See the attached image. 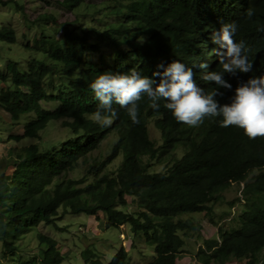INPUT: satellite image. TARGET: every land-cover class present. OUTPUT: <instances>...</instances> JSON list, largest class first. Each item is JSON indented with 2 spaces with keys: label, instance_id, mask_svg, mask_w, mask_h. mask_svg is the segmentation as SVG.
<instances>
[{
  "label": "trees",
  "instance_id": "1",
  "mask_svg": "<svg viewBox=\"0 0 264 264\" xmlns=\"http://www.w3.org/2000/svg\"><path fill=\"white\" fill-rule=\"evenodd\" d=\"M12 1L0 0V4ZM56 3L71 12L83 7L91 22L68 24L61 37L43 32L34 36L33 44L23 47L41 52L42 58H30L24 70L9 59L0 69V110L11 120L33 114L22 133L9 139L39 138L50 122L59 120H64L70 134L57 151H43L31 144L12 152L13 171L0 184L1 255L10 259L2 264H61L58 243L43 234L37 236L46 245L41 254L26 261L14 256L19 249V229L26 234L40 223L55 224L61 218L60 209L92 216L106 229L126 226L132 240L141 237L152 248L149 264H184L180 260L190 252L191 234L204 230L196 251L200 260L188 264H227L242 259L247 264H264L260 257L264 250V138L250 140L241 128L220 127L222 116L205 118L197 127L178 123L164 107V100L154 110L146 95L138 102L139 124H133L126 109L113 103L117 115L110 125L102 126L93 115L99 101L90 87L105 72L126 74L132 69L158 84L160 78L153 73L164 70L158 66L166 68L180 61L192 68L198 87L206 92L218 89L223 96L215 99L221 105L230 104L240 83L264 75V0ZM17 7L24 10L19 4ZM249 8L254 11L250 20L245 16ZM33 22L57 23V17L42 13ZM233 22L238 26L234 40L245 42V54L254 69L236 77L225 73L224 79L232 85L228 90L204 82L205 70L198 65L208 64V72L222 71L213 53L218 45L212 36L222 23ZM0 41L14 44L15 29L1 27ZM42 102L58 106L45 109ZM151 124L160 132L158 142L150 135ZM111 137L115 141L109 153L89 162ZM81 164L86 166L82 178H62ZM154 164H163V169L153 168ZM232 183L243 184L245 206L238 216L239 226L223 229L214 220V204ZM202 216L205 223L199 219ZM214 232L215 238L211 237ZM81 257L84 264H130L125 246L107 263L89 247Z\"/></svg>",
  "mask_w": 264,
  "mask_h": 264
},
{
  "label": "rangeland",
  "instance_id": "2",
  "mask_svg": "<svg viewBox=\"0 0 264 264\" xmlns=\"http://www.w3.org/2000/svg\"><path fill=\"white\" fill-rule=\"evenodd\" d=\"M14 0L6 5L0 4V28L3 26H11L16 31V42L7 44L0 41V69H3L7 60L17 63L21 70L27 68L29 60L32 57L42 58L44 54L26 50L23 46L25 43L33 44V37L43 33L52 34L61 37L64 30H67L75 21L82 20L89 23L92 20L90 14H85L83 7L71 12L65 10L62 6L56 3V0ZM96 0H88V3H94ZM24 7L20 10L17 4ZM42 13H52L57 17V23L42 22L38 24L33 20ZM82 16V18H79ZM25 35L26 37H24ZM95 60L96 56L92 57ZM64 89V88H63ZM46 90H51L46 86ZM42 107L45 109L54 110L58 106L56 102H42ZM33 118V114H25L17 120L11 118L0 110V184L4 178L8 177L14 168L12 152L17 151L25 146L37 144L43 151L59 150L62 144L70 139L69 131L63 126L64 120L52 121L48 127L41 131L39 138H23L19 142L9 139L11 135H20L22 128ZM151 137L159 141V133L151 124L149 127ZM115 141L111 137L103 142L100 149L95 151L89 158V162L94 157L103 158L109 153V148ZM117 163V162H116ZM155 169L162 170L163 164H154ZM86 173V166L81 164L80 168L65 175L62 178L80 179ZM5 176V177H4ZM61 178V179H62ZM55 182H58L55 181ZM243 184L232 183L223 193L222 199L214 204V220L218 227L229 229L239 226L238 216L244 209L245 197L242 193ZM61 218L55 224L40 223L38 226L29 230L26 234H22L19 229L18 240L16 245L19 249L14 256L18 261H26L34 255H39L42 250L46 249V245H41L38 240V234L46 235L58 243L59 250L63 255L61 264H84L81 252L85 247L96 250L101 254L103 263H107L112 259L113 255L122 247H126L130 255V264H149L152 259L153 250L145 244L141 237L133 238L128 233L126 226L117 228H104V224L84 213L74 214L60 209ZM186 217V216H185ZM183 218V217H182ZM194 218L198 219L197 216ZM195 219V220H196ZM202 222L205 223L203 216ZM203 223V224H204ZM204 233L194 231L191 234V239L188 241V251L181 256V262L188 264L193 259H198L197 247L202 244L205 237ZM207 233L208 230H207ZM201 237V238H200ZM211 237H217L216 232L211 234ZM190 249V250H189ZM2 242L0 241V264L9 262L10 259H3ZM260 257L264 260V250L260 253ZM247 259L229 261L227 264H247ZM210 264H216L212 262Z\"/></svg>",
  "mask_w": 264,
  "mask_h": 264
},
{
  "label": "clouds",
  "instance_id": "3",
  "mask_svg": "<svg viewBox=\"0 0 264 264\" xmlns=\"http://www.w3.org/2000/svg\"><path fill=\"white\" fill-rule=\"evenodd\" d=\"M254 15L249 8L245 16L251 19ZM238 26L233 23H222L219 31L214 32L212 41L218 45L214 50L219 59L222 71L208 72V64H199L205 70L201 79L206 83L214 82L218 88L231 90L232 85L224 79L228 73L236 77L238 73L248 74L254 69V64L245 54L248 49L245 42H236L234 36ZM163 72L157 71L153 76L159 77V83L148 77H142L136 69L129 73L105 72L99 75L90 87L99 101L98 109L93 114L102 126L112 123L117 114L113 110V103L126 109L133 124H139L138 102L146 95L151 101V108L158 110L159 101L164 100V107L168 109L178 123L189 127L201 125L205 118L222 116L220 127L236 126L243 129L250 139L264 138V75L250 77L235 89V95L230 104L221 105L215 97L223 96L218 89L205 91L197 86L192 68L180 61H174Z\"/></svg>",
  "mask_w": 264,
  "mask_h": 264
}]
</instances>
